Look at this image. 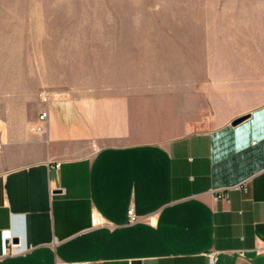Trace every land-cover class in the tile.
I'll use <instances>...</instances> for the list:
<instances>
[{
    "label": "crops",
    "instance_id": "0c3cea01",
    "mask_svg": "<svg viewBox=\"0 0 264 264\" xmlns=\"http://www.w3.org/2000/svg\"><path fill=\"white\" fill-rule=\"evenodd\" d=\"M260 20L193 88L101 80L99 65L50 86L45 120L4 113L0 264H264Z\"/></svg>",
    "mask_w": 264,
    "mask_h": 264
},
{
    "label": "rangeland",
    "instance_id": "374dc122",
    "mask_svg": "<svg viewBox=\"0 0 264 264\" xmlns=\"http://www.w3.org/2000/svg\"><path fill=\"white\" fill-rule=\"evenodd\" d=\"M260 17L264 0H0V123L13 108L39 117L52 84L96 80L99 65L101 80L193 88L228 37L256 41Z\"/></svg>",
    "mask_w": 264,
    "mask_h": 264
},
{
    "label": "built area",
    "instance_id": "2783aa9c",
    "mask_svg": "<svg viewBox=\"0 0 264 264\" xmlns=\"http://www.w3.org/2000/svg\"><path fill=\"white\" fill-rule=\"evenodd\" d=\"M43 99L46 100V99H47V96H45ZM46 117H47V112L44 111V112H41V113H40L38 119H39L40 121H41V120L43 121V120L46 119ZM31 129H32L33 131H41V130L43 129V127H42V124H36V125L33 126ZM57 165H59V164L57 163ZM218 196H220V194H219ZM127 216H128V221H129V222H136V220H138V217L134 214L132 208H129V209L127 210ZM7 245H8V247H9L10 249H13L14 246H15V243H13L12 239H9L8 242H7Z\"/></svg>",
    "mask_w": 264,
    "mask_h": 264
},
{
    "label": "water",
    "instance_id": "95a60500",
    "mask_svg": "<svg viewBox=\"0 0 264 264\" xmlns=\"http://www.w3.org/2000/svg\"><path fill=\"white\" fill-rule=\"evenodd\" d=\"M248 116H249L248 114L238 116V117H236V119H233V120L230 122V124L233 125V126H236V124H238V123L244 121L246 118H248ZM13 242H17V239H13ZM131 263H132V264H138L139 261H138V260H135V261H132Z\"/></svg>",
    "mask_w": 264,
    "mask_h": 264
}]
</instances>
